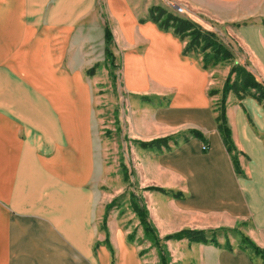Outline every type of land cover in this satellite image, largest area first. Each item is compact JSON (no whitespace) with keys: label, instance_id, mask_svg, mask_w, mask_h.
Returning a JSON list of instances; mask_svg holds the SVG:
<instances>
[{"label":"crops","instance_id":"crops-1","mask_svg":"<svg viewBox=\"0 0 264 264\" xmlns=\"http://www.w3.org/2000/svg\"><path fill=\"white\" fill-rule=\"evenodd\" d=\"M164 1L0 0V264H141L114 216L101 231L104 207L93 186L85 70L105 54L106 26L126 91L173 89L159 123L201 134L154 164L168 180L183 182L178 208L248 219L251 236L264 241V110L250 96L227 101L238 174L211 108L209 70L151 18L153 6L173 12ZM171 1L186 17L235 6L238 22H249L237 25V37L264 84V0Z\"/></svg>","mask_w":264,"mask_h":264},{"label":"rangeland","instance_id":"rangeland-1","mask_svg":"<svg viewBox=\"0 0 264 264\" xmlns=\"http://www.w3.org/2000/svg\"><path fill=\"white\" fill-rule=\"evenodd\" d=\"M164 2L167 6V0ZM216 10V15L195 11L190 17H186L185 8L181 15L174 11L171 13L188 18L203 29L214 32L233 54L230 61L216 65L208 63L204 67L211 74L208 91H216L209 97L212 100V111L218 115L222 89L233 65H243L257 80L258 78L254 71L255 61L236 34L237 25L249 22H238L235 6L217 5ZM182 41L186 45L188 38ZM188 53L194 54L202 62L201 53L192 50ZM87 69L85 75L91 83L89 126L97 164L93 186L99 192L100 202L104 207L101 231L107 232V219L110 215L114 216L117 228L127 234L141 264H159L157 249L144 236L139 220L130 206L131 195H134L138 203L147 208L149 220L168 251L169 264H240L239 256L250 264H264L259 254L239 248L242 235L264 248V241L251 236V223L248 219L228 221L219 215H194L181 211L177 201L185 196L183 182L168 180L155 171L154 164L159 156L171 152L193 136L190 128L182 125L166 127L158 121L161 120L162 112L170 105L173 89L154 87L149 88L146 95L128 93L123 85L122 66L118 57H113L111 61L104 54L103 58L87 66ZM233 79L234 75L231 81ZM232 97L237 98L234 93L229 92L225 108L228 99ZM261 107L264 110V106ZM144 109L147 112L141 114ZM167 136L170 138L165 144L152 148L141 145V142ZM150 187L163 188V191L148 189ZM183 228L205 230L207 239L214 235L217 245L186 238L163 239Z\"/></svg>","mask_w":264,"mask_h":264},{"label":"trees","instance_id":"trees-1","mask_svg":"<svg viewBox=\"0 0 264 264\" xmlns=\"http://www.w3.org/2000/svg\"><path fill=\"white\" fill-rule=\"evenodd\" d=\"M151 18L162 28H172L173 32L182 40L188 38V42L184 47V52L195 51L202 54L203 67L208 63L216 65L217 63L227 62L232 59L231 50L224 45L217 35L209 30L203 29L192 20L180 17L160 8L159 6L151 7ZM105 39V55L109 60H113V55L109 49L112 35L106 26L104 30ZM234 79L231 81L232 76ZM253 90V92H252ZM229 92L234 93L238 99L246 96L254 98L258 104L264 106V84L258 81L254 75L249 72L243 65H233L225 79L220 99L219 112L216 116L217 129L221 135L222 142L230 154L236 173L242 174L237 160V152L231 137V129L227 124L225 102ZM215 90H210L209 95L215 94ZM193 135L201 137L200 132L193 130ZM170 137H160L148 142H141L144 148H152L155 145L165 144ZM148 189L163 191V188L150 187ZM130 206L139 220L144 236L156 247L158 252L159 264H169L168 251L158 236L155 227L149 220L147 208L139 204L136 197L131 195ZM186 238L190 241L210 242L217 245L216 238L212 235L207 239L206 231L202 229L183 228L177 232L168 234L163 237L164 240ZM239 248L242 250H250L255 254H259L264 261V248L257 246L249 237L242 235L239 242Z\"/></svg>","mask_w":264,"mask_h":264},{"label":"built area","instance_id":"built-area-1","mask_svg":"<svg viewBox=\"0 0 264 264\" xmlns=\"http://www.w3.org/2000/svg\"><path fill=\"white\" fill-rule=\"evenodd\" d=\"M167 6L169 8H171L176 14H182L184 12V7L179 5V4H176L174 2H171V1H168L167 2ZM208 147L206 145H203L202 146V149L205 150L207 149Z\"/></svg>","mask_w":264,"mask_h":264},{"label":"bare ground","instance_id":"bare-ground-1","mask_svg":"<svg viewBox=\"0 0 264 264\" xmlns=\"http://www.w3.org/2000/svg\"><path fill=\"white\" fill-rule=\"evenodd\" d=\"M140 78H142V77H140ZM130 80H132V79H129V81H130Z\"/></svg>","mask_w":264,"mask_h":264}]
</instances>
